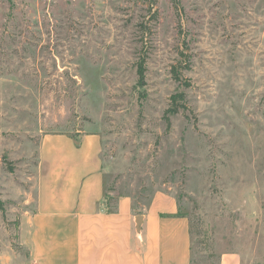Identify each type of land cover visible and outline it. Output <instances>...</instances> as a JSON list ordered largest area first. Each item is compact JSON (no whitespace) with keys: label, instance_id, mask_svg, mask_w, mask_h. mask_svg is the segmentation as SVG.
I'll use <instances>...</instances> for the list:
<instances>
[{"label":"rangeland","instance_id":"rangeland-1","mask_svg":"<svg viewBox=\"0 0 264 264\" xmlns=\"http://www.w3.org/2000/svg\"><path fill=\"white\" fill-rule=\"evenodd\" d=\"M53 134L100 135L107 191L136 210L172 195L192 264H264V0H0V264H32Z\"/></svg>","mask_w":264,"mask_h":264},{"label":"crops","instance_id":"crops-1","mask_svg":"<svg viewBox=\"0 0 264 264\" xmlns=\"http://www.w3.org/2000/svg\"><path fill=\"white\" fill-rule=\"evenodd\" d=\"M101 153L97 134L42 139L37 204L21 226L32 264H191L190 222L172 195L158 192L136 210L120 194L117 209L109 210ZM71 187L73 205L69 194L60 195ZM220 264H241V257L223 253Z\"/></svg>","mask_w":264,"mask_h":264},{"label":"trees","instance_id":"trees-1","mask_svg":"<svg viewBox=\"0 0 264 264\" xmlns=\"http://www.w3.org/2000/svg\"><path fill=\"white\" fill-rule=\"evenodd\" d=\"M145 63L146 62L144 59L139 61V63H138V74H139V81L140 82H143V80L145 79V73H146ZM184 98H185L184 92L172 95V97H171L172 104H171L170 108H168L165 111V114H164V119L166 120L168 125L171 124V117L179 113V111L181 109L180 105H182L181 101L184 100ZM182 107H184V106H182ZM118 196L119 195H115V194H109V193L107 194L108 206H109V210L111 212H114L117 209ZM1 207H2V201L0 198V208ZM192 261H193V259L191 256V264H192Z\"/></svg>","mask_w":264,"mask_h":264},{"label":"water","instance_id":"water-1","mask_svg":"<svg viewBox=\"0 0 264 264\" xmlns=\"http://www.w3.org/2000/svg\"><path fill=\"white\" fill-rule=\"evenodd\" d=\"M141 218V216H139V219Z\"/></svg>","mask_w":264,"mask_h":264}]
</instances>
